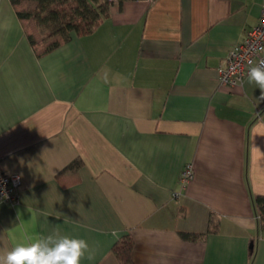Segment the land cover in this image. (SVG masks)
Here are the masks:
<instances>
[{"label": "crops", "instance_id": "obj_1", "mask_svg": "<svg viewBox=\"0 0 264 264\" xmlns=\"http://www.w3.org/2000/svg\"><path fill=\"white\" fill-rule=\"evenodd\" d=\"M111 1L91 34L39 55L0 0V167L22 178L18 203L0 201V255L59 232L96 249L81 264H120L130 233L133 264H264V99L218 78L264 0Z\"/></svg>", "mask_w": 264, "mask_h": 264}, {"label": "trees", "instance_id": "obj_2", "mask_svg": "<svg viewBox=\"0 0 264 264\" xmlns=\"http://www.w3.org/2000/svg\"><path fill=\"white\" fill-rule=\"evenodd\" d=\"M120 4L129 0H118ZM17 14L23 21L28 37L39 55L51 52L63 43L69 41L73 35L83 36L91 34L106 18L109 17L108 0H12ZM111 5V4H110ZM32 22L40 34L42 29L50 31V39H39L33 28H27ZM32 25V24H31ZM33 26V25H32ZM34 27V28H35ZM83 165L81 159L73 161L62 174L78 175ZM253 204L259 216V228L264 232V197H256ZM182 237L196 240L201 234L182 232ZM135 246L132 235L126 234L114 246L113 253L120 264H133L132 253Z\"/></svg>", "mask_w": 264, "mask_h": 264}, {"label": "clouds", "instance_id": "obj_3", "mask_svg": "<svg viewBox=\"0 0 264 264\" xmlns=\"http://www.w3.org/2000/svg\"><path fill=\"white\" fill-rule=\"evenodd\" d=\"M248 82L257 85L261 90L260 99H264V61L249 68ZM252 147L261 153L258 147ZM95 254L96 249L83 238L59 232L36 237L24 235L10 250L0 255V264H81L82 259L93 260Z\"/></svg>", "mask_w": 264, "mask_h": 264}, {"label": "built area", "instance_id": "obj_4", "mask_svg": "<svg viewBox=\"0 0 264 264\" xmlns=\"http://www.w3.org/2000/svg\"><path fill=\"white\" fill-rule=\"evenodd\" d=\"M264 2L261 7L260 21L246 32L245 38L235 44L225 61L218 68V78L222 85L235 87L242 85L248 78L249 68L264 61ZM252 61V64H249ZM194 176V167L187 165L181 175V183L186 185ZM22 178L18 174H7L0 167V201L16 204Z\"/></svg>", "mask_w": 264, "mask_h": 264}, {"label": "rangeland", "instance_id": "obj_5", "mask_svg": "<svg viewBox=\"0 0 264 264\" xmlns=\"http://www.w3.org/2000/svg\"><path fill=\"white\" fill-rule=\"evenodd\" d=\"M26 1L31 2V1H33V0H26ZM108 1H110V2H108V3L111 4L112 1H111V0H108ZM110 4H108V8H109ZM31 24H32L33 26H32ZM31 27L33 28V33H36V34H37L36 36H38L39 39H42V37H43L44 39H46V40H47V39H50V38H49V35H50V33H51L50 31L47 32V31H45V30L42 29V35H41V34H40V31L37 30V28L35 27V25H34L32 22H29L28 25H27V28H28V29H31ZM34 27H35V28H34ZM40 35H41L42 37H41Z\"/></svg>", "mask_w": 264, "mask_h": 264}]
</instances>
